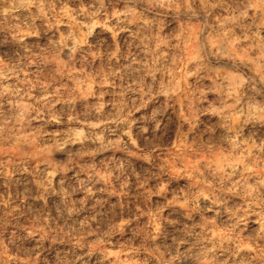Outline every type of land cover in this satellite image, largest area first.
Here are the masks:
<instances>
[{"label": "rangeland", "instance_id": "obj_1", "mask_svg": "<svg viewBox=\"0 0 264 264\" xmlns=\"http://www.w3.org/2000/svg\"><path fill=\"white\" fill-rule=\"evenodd\" d=\"M0 264H264V0H0Z\"/></svg>", "mask_w": 264, "mask_h": 264}]
</instances>
